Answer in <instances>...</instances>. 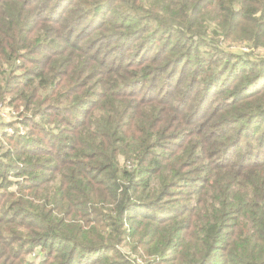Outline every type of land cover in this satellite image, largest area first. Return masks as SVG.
Returning a JSON list of instances; mask_svg holds the SVG:
<instances>
[{"label":"trees","instance_id":"obj_1","mask_svg":"<svg viewBox=\"0 0 264 264\" xmlns=\"http://www.w3.org/2000/svg\"><path fill=\"white\" fill-rule=\"evenodd\" d=\"M7 107L0 264H264V0H0Z\"/></svg>","mask_w":264,"mask_h":264},{"label":"built area","instance_id":"obj_2","mask_svg":"<svg viewBox=\"0 0 264 264\" xmlns=\"http://www.w3.org/2000/svg\"><path fill=\"white\" fill-rule=\"evenodd\" d=\"M12 114H14V111L12 108H10V107L1 108L0 109V122L6 121V120H12V121L16 120V117H15V119L13 118V116L11 117ZM20 128H21V131L23 132L24 129L22 127H20Z\"/></svg>","mask_w":264,"mask_h":264},{"label":"rangeland","instance_id":"obj_3","mask_svg":"<svg viewBox=\"0 0 264 264\" xmlns=\"http://www.w3.org/2000/svg\"><path fill=\"white\" fill-rule=\"evenodd\" d=\"M245 49H246V48H245ZM260 53H263V52H262V51H260ZM12 116H13V118L15 119V116H14V114H12V115H11V117H12Z\"/></svg>","mask_w":264,"mask_h":264}]
</instances>
